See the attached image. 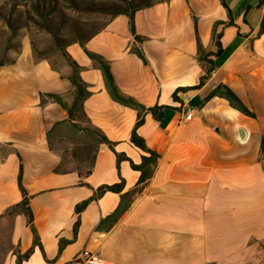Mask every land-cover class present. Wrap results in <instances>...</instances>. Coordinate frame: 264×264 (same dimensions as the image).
I'll return each instance as SVG.
<instances>
[{"label": "crops", "instance_id": "obj_1", "mask_svg": "<svg viewBox=\"0 0 264 264\" xmlns=\"http://www.w3.org/2000/svg\"><path fill=\"white\" fill-rule=\"evenodd\" d=\"M134 25L140 41L129 16L119 13L83 45L66 46L90 92L73 120L46 96L73 102L70 66L60 70L36 58L27 41L0 66V264H16L32 246L22 264H70L84 250L113 264H264V0H158L135 12ZM197 36L214 72L201 87L177 91L207 73ZM87 51L109 62L122 94L146 107L165 106L161 118L146 113L137 130L160 157L116 220L106 218L121 202L118 192L107 191L79 215L75 207L100 185L124 179L122 193L137 187L140 171L130 161L139 164L144 154L130 141L137 110L111 97ZM221 84L254 116L225 97H208ZM71 123L102 132L114 150L94 143L88 168L63 161L53 140L87 138ZM116 152L130 160L118 164ZM20 165L40 245L25 210L8 215L23 200ZM60 240L69 241L61 252Z\"/></svg>", "mask_w": 264, "mask_h": 264}, {"label": "rangeland", "instance_id": "obj_2", "mask_svg": "<svg viewBox=\"0 0 264 264\" xmlns=\"http://www.w3.org/2000/svg\"><path fill=\"white\" fill-rule=\"evenodd\" d=\"M155 1L158 0H134L141 4ZM127 3L125 0H0V61H11L23 41H27L36 58H46L64 70L70 64L63 49L103 28ZM67 72L73 73L71 66ZM57 138L52 141V147L60 152L63 161L88 168L94 146L91 139L84 137V144L79 140L75 144L63 135ZM3 150L0 147V159ZM7 230L9 227L4 228V232Z\"/></svg>", "mask_w": 264, "mask_h": 264}, {"label": "trees", "instance_id": "obj_3", "mask_svg": "<svg viewBox=\"0 0 264 264\" xmlns=\"http://www.w3.org/2000/svg\"><path fill=\"white\" fill-rule=\"evenodd\" d=\"M125 1L128 2L127 7L121 8L119 11L116 12V14L124 13L129 16L131 32L135 35L136 40L140 41L141 37L138 36L135 31L134 14L138 9L144 6H147L151 3L141 4V3H135L134 0H125ZM222 2L224 3V0H222ZM230 23H232V21H230ZM262 29H264V25L262 26ZM197 40H198V47L200 50V60L203 61L204 63L209 64V66L207 67V73L206 75L201 77L200 82L197 85L193 87H189V88H178L177 91L186 90V89H196V88L201 87L205 79L208 77L209 73L214 68V64L209 58V56L211 55V52H206L202 48V45L200 43L198 36H197ZM84 41L85 40H82L80 41V43H82L83 45ZM215 43L217 46L216 53H218L221 50V43L219 41V35H216ZM134 52H136L145 61V57L142 51L140 50V48L135 47ZM63 53H64V56L67 58L70 66L73 69V73L68 76V78L70 79L73 85V95H74L73 102L70 105L67 104L66 101L64 100V97L60 94L50 93V94H47L46 96L52 98L55 102H58L60 105H62L68 111L70 120H73L74 114L83 109V102L89 96L90 92L87 90V87L84 81L80 77L78 64L72 61L68 52L66 51V47L63 49ZM87 53L89 54L90 57L98 61L100 68L102 70L103 76H104L106 88L108 92L110 93L111 97L114 100L137 110V121L131 132L130 141L136 147L140 148L144 152V154L142 155V160L139 164H136L132 160H130L124 153L116 152L118 164L120 163V161L124 159H128L131 161L132 168L140 171V176L138 179L137 187L132 189L131 191L122 193L123 188H124V179H121L119 183H114L110 185L109 184L100 185L97 189H95L94 194L92 196L81 201L75 207V211L79 215L92 200L100 198L107 191L118 192L121 194V202L118 208L106 218L108 220H111V219L116 220L118 216L130 206V201L132 200L133 196L142 189L144 183L152 176L155 166L157 165L158 159L160 157L158 152L148 147L144 137H142L138 133L137 130L144 123V117L146 113H151L155 118H161L163 116V110L165 106L146 107L145 105H143L142 103L134 99L133 97L122 94L114 81V77L111 72L109 62L103 59L98 54L91 53L89 51H87ZM6 63L7 62L0 61V66L5 65ZM177 91L174 92L173 94L174 98H177ZM213 95H219V96L225 97L233 107L237 108L238 110L244 112L247 115L254 116V113L250 109H248V107L240 100L238 95L229 86L224 85V84L218 85L210 93L208 97L213 96ZM42 100H43V96H42ZM71 126L74 128L76 132L84 131L85 136H87V139H91L93 143H100V142L106 143L111 149L114 150V142L110 141L102 132L96 129L89 128V127H82L78 125L77 123H71ZM261 157L264 160V140L261 143ZM22 170H23L22 165H20L18 182H19V186L23 193V200L21 201V203L10 207V209L8 210V213L10 212L16 213L19 209L25 210L27 213V222L34 233V246L40 245V239H39L37 230L33 225V214L29 207V195L27 194L26 189L24 188L22 184ZM106 219L102 220V222L106 221ZM79 226H80V218L78 217L74 224V235L75 236L78 232ZM68 242H69L68 240H60L59 252H61L63 247ZM33 249L34 247L32 246L25 253L23 254L18 253L16 264H22L23 260L29 258V256L33 252Z\"/></svg>", "mask_w": 264, "mask_h": 264}, {"label": "built area", "instance_id": "obj_4", "mask_svg": "<svg viewBox=\"0 0 264 264\" xmlns=\"http://www.w3.org/2000/svg\"><path fill=\"white\" fill-rule=\"evenodd\" d=\"M213 72L214 71L212 70V73ZM191 116H192L191 111H188L186 114V119H190ZM70 264H113V263L95 253L84 250L81 253H79Z\"/></svg>", "mask_w": 264, "mask_h": 264}]
</instances>
